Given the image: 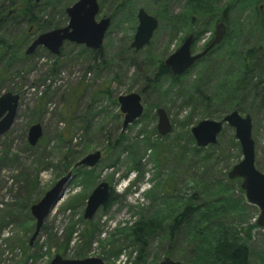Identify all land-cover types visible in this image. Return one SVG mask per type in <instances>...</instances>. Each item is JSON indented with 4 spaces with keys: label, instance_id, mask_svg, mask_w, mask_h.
<instances>
[{
    "label": "rangeland",
    "instance_id": "rangeland-1",
    "mask_svg": "<svg viewBox=\"0 0 264 264\" xmlns=\"http://www.w3.org/2000/svg\"><path fill=\"white\" fill-rule=\"evenodd\" d=\"M20 1L0 0V16H9L7 23L0 22V40L7 45L4 53L0 49V96L19 97L14 123L0 136V264H49L56 255L66 260L99 258L104 264H136L139 248L125 237L136 222L157 220L165 226L185 206L202 209L197 214L201 217L206 208L225 212L236 203H240L237 209L242 208L239 213L215 211L219 217L206 223H196L194 216L193 224L242 230L250 236L249 264H264L259 209L246 201L241 180L227 177L242 159L234 130L224 124L216 143L206 148H198L191 135L192 128L205 120L221 121L233 111L249 116L255 168L264 174V107L257 106L264 97V13L259 17L264 0H210L203 12L199 0H127L128 9L115 15V0H97L96 22L111 20L99 51L90 53L84 46L65 43L57 56L43 47L31 55L26 51L40 34L65 27V11L78 0H30L37 21L33 26L27 18L13 19L10 10ZM229 2V20L224 22L220 10ZM162 4L166 17L160 23L156 13ZM139 9L155 17L158 27L149 44L135 52L130 44L136 15L132 21L123 14L130 10L137 14ZM219 23L225 26L220 44L182 76L161 77L152 87L157 63L163 64L190 35L195 39L192 54L202 52ZM252 50L256 57L248 77L251 87L234 93L243 55ZM129 94L140 96L144 110L123 129L117 99ZM234 104L241 110L231 107ZM159 108L171 125L165 136L156 130ZM35 124L40 125L42 137L32 147L27 135ZM96 151L101 154L96 167L74 168ZM68 172L72 177L60 201L30 244L35 231L30 207ZM100 182L109 185L114 201L84 220L86 200ZM142 184L147 189L137 195ZM225 186L228 193L222 190ZM185 229L168 239L162 227L148 240L139 264H158L166 257L189 264L194 245Z\"/></svg>",
    "mask_w": 264,
    "mask_h": 264
},
{
    "label": "water",
    "instance_id": "water-1",
    "mask_svg": "<svg viewBox=\"0 0 264 264\" xmlns=\"http://www.w3.org/2000/svg\"><path fill=\"white\" fill-rule=\"evenodd\" d=\"M35 3L41 0H32ZM99 6L97 0H78L66 9L68 23L65 27L40 34L30 44L26 55H31L38 47L45 48L50 54L57 56L64 43L84 46L86 49L98 51L103 43L105 33L111 20L102 18L96 22ZM137 27L130 48L135 52L147 46L158 27L155 17L139 9L136 14ZM225 35V26L219 23L215 29L214 39L200 53L192 55L191 46L193 36H188L182 45L171 54L163 63L169 69L171 76L180 77L202 60L215 46L220 44ZM264 50V45H263ZM19 97L11 93L0 96V136L6 133L14 123ZM119 111L123 115L122 127L125 129L143 114L141 98L137 94L120 96L117 99ZM156 130L160 136L170 133L171 125L163 109L156 110ZM224 124L234 130L235 139L239 142L242 159L234 165L227 177L229 180L240 179V188L243 190L246 201L259 209L258 226L264 225V174L255 168V145L252 139V122L249 116L242 117L233 111L221 121H202L191 130V135L198 148H206L216 143L217 136L222 131ZM42 137L40 125L35 124L29 128L27 141L29 146L37 145ZM101 159L100 152L86 155L75 165V169L96 167ZM71 172L58 180L55 185L35 205L30 207V214L35 221V231L30 239V244L38 235L45 218L55 205L60 201L65 186L71 179ZM110 198V187L105 182H100L90 193L86 200L83 219L91 220L96 212L104 207ZM49 264H104L99 258H86L82 260H66L56 255ZM158 264H181L166 257Z\"/></svg>",
    "mask_w": 264,
    "mask_h": 264
},
{
    "label": "trees",
    "instance_id": "trees-1",
    "mask_svg": "<svg viewBox=\"0 0 264 264\" xmlns=\"http://www.w3.org/2000/svg\"><path fill=\"white\" fill-rule=\"evenodd\" d=\"M161 1V0H160ZM202 4V12L203 7H209L210 6V0H199ZM217 0H215L216 2ZM13 4L15 3V0H11ZM20 5H14L12 11L13 19H20V18H27L28 23L30 26H33L37 23L35 16L33 15V12L31 10V1L30 0H21ZM115 12L113 15L121 13L122 9H128L127 8V0H115ZM165 4H162L161 10L156 13V17L160 23L164 21V18L166 17L165 13ZM199 6V5H198ZM197 7V4L194 6ZM232 7V2H229L224 9H218L220 10V18L224 20V22H228L229 16L228 12ZM199 11V8L197 9ZM197 11L190 12L192 15V18L197 14ZM207 11V9H205ZM204 11V12H205ZM219 13V12H216ZM264 13L263 11L259 13V17H262ZM124 18L126 19H132V21H135V12L129 11L128 14H123ZM200 15V14H199ZM113 16H111V19ZM9 19V16L6 14L3 17L0 16V22L7 23ZM5 48H7V45L0 40V49L4 53ZM86 51L90 52L89 49H85ZM99 51V50H98ZM97 51V52H98ZM97 52L93 53V56H97ZM91 53V52H90ZM256 57V53L252 51H247L245 55H243V59L240 65V77L235 81L233 84V91L235 93V90L237 91H246L247 89H250L251 85H249V75L251 71L253 70V61ZM157 74L153 81L150 82L152 87L155 89L156 84L160 82V78L166 76L167 78H171V75L168 71V69L162 64V62L157 63ZM56 71V63H54L51 67V72L54 73ZM176 80L177 78H173ZM247 80L246 83H243L244 80ZM172 84H175L176 82H171ZM257 87L252 86V89L255 90ZM258 107H264V97L260 98L259 104H257ZM231 107H237L240 109V107L237 104H234ZM241 110V109H240ZM67 157V156H66ZM222 189L225 193H228L229 189L227 186ZM114 201L113 192L111 191L110 198L108 203L103 207V210L107 209L111 202ZM240 201V200H239ZM236 201V202H239ZM240 206V203H236L233 207L228 209H225V212L219 211L216 209L210 210L208 208L204 209V212H201V217H198L197 215L202 209L196 208L195 206H185L181 212L176 213L172 219L168 220L169 222L165 224V226H162L161 223L157 220H152L148 222H144L143 220L136 222L126 233V238L130 240L132 243H134L139 249L137 251V254L135 256L134 263L139 264L143 260L145 249L148 245V240L155 236L157 233L161 232L164 233V235L171 239L172 235H175L178 232V229H182L186 227L185 230L186 236L189 239V242H192V245H194L193 252L191 257L189 258V264H249L250 258L252 256V253L247 246V242L250 240L249 234L242 232L244 235L240 236V232L233 231L229 227L224 226L222 224H217L213 228H203L199 224L196 226V223H198L200 220L204 221L205 223L209 221L212 218L219 217V214L222 215V213H228V214H236V212H240L241 209H237V207ZM219 214H215L214 212ZM231 211V212H230ZM244 211V210H243ZM196 218V223L193 224ZM69 241V240H68ZM262 263H264V258H261Z\"/></svg>",
    "mask_w": 264,
    "mask_h": 264
},
{
    "label": "flooded vegetation",
    "instance_id": "flooded-vegetation-1",
    "mask_svg": "<svg viewBox=\"0 0 264 264\" xmlns=\"http://www.w3.org/2000/svg\"><path fill=\"white\" fill-rule=\"evenodd\" d=\"M194 40H195V39H194V36H193V42H192V45H193V43H194ZM66 43H67V42H66ZM64 44H65V43H64ZM64 44H63V45H64ZM68 44H71V43H68ZM191 49H192V46H191ZM191 53H192V50H191ZM192 55H195V54H192ZM204 58H205V57H204ZM200 61H201V60H200ZM167 69H168V68H167ZM168 71H169V69H168ZM169 73H170V72H169ZM170 75H171V74H170ZM111 191H112V190H111V188H110V194H111Z\"/></svg>",
    "mask_w": 264,
    "mask_h": 264
}]
</instances>
